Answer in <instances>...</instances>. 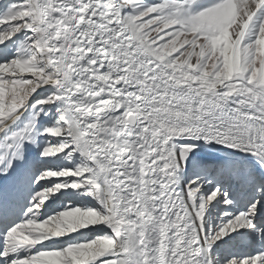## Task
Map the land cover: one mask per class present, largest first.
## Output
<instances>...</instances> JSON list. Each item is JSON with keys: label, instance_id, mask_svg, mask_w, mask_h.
Listing matches in <instances>:
<instances>
[{"label": "snow or ice", "instance_id": "obj_1", "mask_svg": "<svg viewBox=\"0 0 264 264\" xmlns=\"http://www.w3.org/2000/svg\"><path fill=\"white\" fill-rule=\"evenodd\" d=\"M0 264H264V0H0Z\"/></svg>", "mask_w": 264, "mask_h": 264}]
</instances>
